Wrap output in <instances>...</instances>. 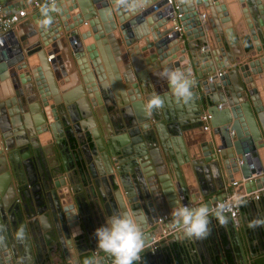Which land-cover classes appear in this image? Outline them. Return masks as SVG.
<instances>
[{
    "label": "water",
    "instance_id": "95a60500",
    "mask_svg": "<svg viewBox=\"0 0 264 264\" xmlns=\"http://www.w3.org/2000/svg\"><path fill=\"white\" fill-rule=\"evenodd\" d=\"M25 1L0 0V12L12 14ZM164 4L150 0L128 14L114 0H58L50 25L41 24L45 6L31 15L33 47L8 32L0 47L6 86L0 88V264H81L75 253L87 227H95L87 223L89 205L101 206L108 219L137 214L144 240L137 264H145L160 232L157 218L166 216L162 227L171 231L178 228L177 206L211 209L226 197V182L258 172L263 175L238 191L264 183V0ZM59 50L75 64L70 77L60 71ZM165 69L185 72L193 94L188 103L172 94L160 75ZM153 94L164 106L149 111ZM205 115L208 133L200 120ZM62 147L71 151L69 166ZM223 216L228 242L236 243L233 263L247 264L240 237ZM262 237L258 225L245 241ZM83 264H114V258L107 253Z\"/></svg>",
    "mask_w": 264,
    "mask_h": 264
},
{
    "label": "crops",
    "instance_id": "0c3cea01",
    "mask_svg": "<svg viewBox=\"0 0 264 264\" xmlns=\"http://www.w3.org/2000/svg\"><path fill=\"white\" fill-rule=\"evenodd\" d=\"M39 1L41 4L36 9L31 8L32 2H29L28 0L25 1V4L22 7L27 8L28 15L16 27L17 29H13V33H15V35L18 36V38L24 36V43L27 44L26 47H28V48L33 47L35 45V43L38 42L36 39L34 40L32 37V32H34V25L32 24L30 17L37 10L48 5L46 3V0H39ZM57 2H58V0L55 1V3H57ZM240 19H241L240 17L237 18L236 23L234 22L235 25L238 24V21ZM231 27L234 28L235 26H231ZM245 39L246 38L244 36L241 37V43L242 44L244 43V45H245ZM238 40H239L238 41V45H239L238 48L241 50L242 48L240 46V39H238ZM83 48H85V47L83 46ZM48 50L50 51V48L49 49L43 48V51H45V53H47ZM64 50H62V51L59 50L54 55L58 56L60 58V61H59L60 71L61 72H67L68 73L67 77H70V75L73 73L72 70H75V64L73 61H72V66H71V64H69V62H68L69 56L66 52L63 53ZM245 50L246 49L244 48V51ZM244 51H241V52L243 53ZM243 55H245V53ZM53 60H54L53 57H51L50 62L51 61L54 62ZM70 71H71V74H69ZM64 77H66V76H64ZM72 82H73V80H72ZM66 83H67L66 87H69L71 85V80L70 81L68 80V82H66ZM1 87L6 88V86H3V84L0 82V88ZM74 87L75 86L73 84V88ZM70 89H72V88H70ZM19 112H20V117L25 115L22 113V111H19ZM103 116L109 118V116L113 117L114 115L112 114V112H106L105 111L103 113ZM73 149H74V147H72V150ZM59 151L61 152L64 161L69 166V163H67V162L69 160L72 161L71 151H69L68 154H66V152L63 150V147L61 149H59ZM57 157H59L58 153H57ZM89 161H90L89 164H91V168L95 171L96 167H95V164H93L94 163L93 159H91ZM77 164L79 166H81L84 163L81 160V161H77ZM71 173H72V171L69 170L68 174H71ZM92 186L94 189L96 188L94 184H92ZM224 187H225L224 191H225L226 195L230 194V192H236L239 190V187L231 188L230 183H227V182L225 183ZM231 189H232V191H231ZM95 193H96V190H95ZM96 198H97V201L100 202V198L97 195H96ZM100 210H102L101 206L96 205V208H93V207H91V205H89L88 210L85 214L88 218L87 223L89 221L88 225H93L95 227H94V230H92V228H90L89 226L87 227V232L83 233V236L85 235L84 236V242H82V244H80V250L78 251V253H75V255L77 256V259L80 261L81 264L88 262L91 259L100 258V257L104 256L105 254H107L97 247L98 240H97L95 233H94V231H96L101 226H105L106 220H108V216L105 215L103 213V211H100ZM100 215H101V217L99 218ZM97 217H98V219H97L98 222L96 221ZM209 218L211 220V225H209L210 231L205 238H203V239L189 238V237H186L182 231L180 237L172 238L173 237L172 235L167 237L165 247L168 246L169 244L176 245L180 251V254L182 255V259L184 260V264H190V263L191 264H200V263L201 264H212V261L214 258H216V256L221 263L219 251L217 250V248L213 244H211V242L213 240L212 230L214 229L216 235L218 236L219 245H220L222 255H223L224 249L230 251L231 255H232L233 249L235 251H237L236 243L233 240V246L230 245V243L228 242V239L225 235L226 227L217 220L215 214L214 215L210 214ZM254 221H264V197L260 198L258 201H250V202L243 203L240 206V211H239V215H238V219H237L238 224L235 228L230 225L229 221H227V225L229 226V228L232 229L233 231H236L240 237V241L242 244V250L244 252V255L246 256L247 264H250L252 259L254 257H256L257 255L262 254L263 253L262 251L264 250V223H261L259 225V227H262V234H263V237L260 238L259 241L254 239V238H251L249 240L248 244L245 241V237L251 235V228L253 227L252 225H253ZM166 222H167V220H166ZM170 239L172 240V242L167 243V241ZM221 241L223 242L222 243L223 245H221ZM189 243H191V244H189ZM160 248H163V247H160ZM93 252H96L95 256L93 255ZM200 256H201V261H199ZM232 258H233V255H232ZM143 260H144L145 264H163L162 254L160 252H156L155 254L149 255V256L147 254V256L143 257Z\"/></svg>",
    "mask_w": 264,
    "mask_h": 264
},
{
    "label": "clouds",
    "instance_id": "9594fccd",
    "mask_svg": "<svg viewBox=\"0 0 264 264\" xmlns=\"http://www.w3.org/2000/svg\"><path fill=\"white\" fill-rule=\"evenodd\" d=\"M117 10H123L128 14H135L148 6L150 0H114ZM55 0L51 7L45 6L42 12L45 19L42 26L50 25L52 17L51 11H55ZM161 77L166 79L172 94L177 100L188 103L192 99L191 81L180 69H165L161 72ZM164 106V99L159 94H153L148 101L146 108L151 111ZM211 209L207 205L198 207L177 206L173 210L175 223L183 230V234L189 238L203 239L209 231ZM217 220L223 224L225 217L221 210H216ZM264 223V221H254L253 227ZM98 240L97 247L114 258V264H137L141 261V253L144 248L143 233L136 213L124 212L115 214L106 220V225L95 231Z\"/></svg>",
    "mask_w": 264,
    "mask_h": 264
},
{
    "label": "built area",
    "instance_id": "2783aa9c",
    "mask_svg": "<svg viewBox=\"0 0 264 264\" xmlns=\"http://www.w3.org/2000/svg\"><path fill=\"white\" fill-rule=\"evenodd\" d=\"M164 1H165V4H164L165 8L171 4V0H164ZM46 3L48 5H52L53 0H46ZM39 6L40 4L37 3L36 1H33L31 3V8L36 9ZM173 9L175 10V7H173ZM27 15H28L27 8H23V7L16 10L12 14L5 15L0 12V47L2 46L6 37L8 36V32L13 31V29H15V27L18 26L23 21V19L26 18ZM178 17L179 15L174 12L173 19H177ZM174 30L179 31V27L175 26ZM222 73L223 72L221 70L216 71L213 75L208 77V81H211L212 79L221 76ZM208 118L209 116L207 115L202 116L200 118L201 122L203 123L202 131L204 133H208L209 131V125L207 122ZM262 175H263L262 172L252 174L246 179L241 180L240 182H232L230 186L231 188H234V187L242 188L243 184L252 182L255 179L260 178ZM262 197H264V183L260 184V187L257 190L251 191L249 193H246L244 190L230 192V194L226 195V197L222 201L217 202L215 204V207L211 208L210 214L216 215V210L217 209L221 210V214L226 215L229 220L230 225L235 228L238 224L237 219H238V215L240 211V206L246 202L258 201ZM187 206L196 207V205L194 204H188ZM167 219L168 218L166 216L157 218L156 224L154 226L159 227L160 232L158 236L154 237L148 245L149 250L147 251V253L149 255H153L156 248L160 245L161 242L166 241L167 237L171 236L175 232L183 231L180 227L174 228L171 231L168 230L167 228H163L162 226L163 224H165ZM93 255L95 256L96 252H93Z\"/></svg>",
    "mask_w": 264,
    "mask_h": 264
},
{
    "label": "trees",
    "instance_id": "16d2710c",
    "mask_svg": "<svg viewBox=\"0 0 264 264\" xmlns=\"http://www.w3.org/2000/svg\"><path fill=\"white\" fill-rule=\"evenodd\" d=\"M244 48L246 50L249 49V44L247 43V41H245ZM222 243L223 242L221 241V245H223ZM156 252H160L162 254L163 264H184L182 255L180 254V251L177 246L174 244H169L168 246H164L163 248H160L158 246L153 254H155ZM257 256L264 257V253L259 254ZM223 259L225 264H234L231 252L226 249L223 250ZM262 262L263 260L252 259L251 264H263ZM212 264H220V261L218 260L217 256L213 259Z\"/></svg>",
    "mask_w": 264,
    "mask_h": 264
},
{
    "label": "flooded vegetation",
    "instance_id": "af4514ba",
    "mask_svg": "<svg viewBox=\"0 0 264 264\" xmlns=\"http://www.w3.org/2000/svg\"><path fill=\"white\" fill-rule=\"evenodd\" d=\"M61 126H62V129H64V130H68V129H70V128H68V127L66 128L65 125H63V124H62ZM66 138H67L66 135H64V139H65V140H66ZM70 142L72 143V140H71V139H70ZM65 143L67 144L66 141H65ZM253 259H255V260H263L262 263L264 264V257H262V256H256V257H254ZM250 264H251V262H250Z\"/></svg>",
    "mask_w": 264,
    "mask_h": 264
},
{
    "label": "bare ground",
    "instance_id": "6f19581e",
    "mask_svg": "<svg viewBox=\"0 0 264 264\" xmlns=\"http://www.w3.org/2000/svg\"><path fill=\"white\" fill-rule=\"evenodd\" d=\"M80 27H81V28H79V29H82L83 25H81ZM173 31L175 32L176 30H174V28H173ZM176 32H177V31H176ZM50 59H51V58L49 57V61H50Z\"/></svg>",
    "mask_w": 264,
    "mask_h": 264
}]
</instances>
